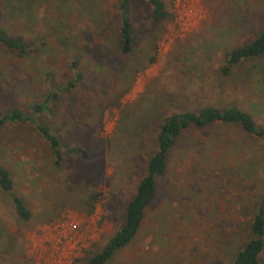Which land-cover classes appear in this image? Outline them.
<instances>
[{"label": "rangeland", "instance_id": "1", "mask_svg": "<svg viewBox=\"0 0 264 264\" xmlns=\"http://www.w3.org/2000/svg\"><path fill=\"white\" fill-rule=\"evenodd\" d=\"M118 1L0 0V27L29 44L23 54L0 45V109L25 110L56 91L35 119L61 143L55 163L31 123L0 127V164L12 180L11 192L0 190V264H84L101 250L165 117L236 106L264 127V54L220 71L262 28L264 0H162L158 21L146 0H130L127 54ZM263 197L264 136L219 121L189 125L166 153L135 236L107 264H230Z\"/></svg>", "mask_w": 264, "mask_h": 264}, {"label": "trees", "instance_id": "2", "mask_svg": "<svg viewBox=\"0 0 264 264\" xmlns=\"http://www.w3.org/2000/svg\"><path fill=\"white\" fill-rule=\"evenodd\" d=\"M130 0H119L116 5L118 18V44L122 53H129L132 50L133 28L128 16V5ZM150 7V15L153 20H162L166 17L162 0H146ZM0 45L14 51L17 54L26 52L28 43L22 41L19 36L10 35L0 27ZM264 54V23L256 35L246 44L231 49L220 67L222 74H227L231 67L243 60L254 59ZM154 58H150L152 62ZM73 66V64H72ZM78 77V74L75 78ZM73 80L68 81L64 86H71ZM56 98V91L48 93L43 101L29 103L25 110L14 107H3L0 109V127L8 123L29 122L47 142L48 147L57 163L60 159V141L47 126L36 121L35 115L41 111L48 110V102ZM215 121L237 124L241 129L251 135L264 136V127L256 125L252 116L237 108L229 106L227 108L202 107L196 112L173 113L165 117L159 126L156 135V148L147 159L145 174L138 181L135 190L126 203L122 214L120 226L98 252L88 256L84 264H107L112 254L125 246L135 236L146 206L154 195L155 180L163 174L166 163V153L174 142L178 133L189 125L194 127H204ZM66 150L72 154H84L76 146L68 147ZM12 180L9 172L0 164V190L11 192ZM11 204L17 217L27 220L30 217L28 208L21 198L10 194ZM92 200V199H91ZM91 206V205H90ZM264 197L256 206L255 212L249 223L251 237L246 240L243 246L236 252L230 264H257L258 257L264 246Z\"/></svg>", "mask_w": 264, "mask_h": 264}]
</instances>
